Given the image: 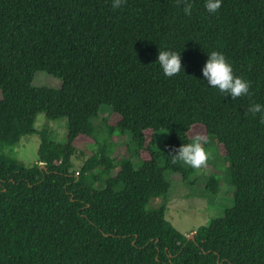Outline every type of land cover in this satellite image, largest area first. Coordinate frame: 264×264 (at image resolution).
<instances>
[{"label": "trees", "instance_id": "16d2710c", "mask_svg": "<svg viewBox=\"0 0 264 264\" xmlns=\"http://www.w3.org/2000/svg\"><path fill=\"white\" fill-rule=\"evenodd\" d=\"M193 3L185 16L176 0H0V264H264V123L247 111L264 104V0H222L216 14ZM160 49L181 51L185 71L165 77ZM212 49L250 95L203 80ZM36 71L61 86L33 85ZM101 105L104 138L92 123ZM39 112L67 118L65 139L41 130L25 165L7 148L35 131ZM159 130L156 151L145 140ZM126 133L137 164L112 156ZM197 135L227 157L233 204L188 237L165 218L166 172L194 173L171 154ZM81 146L93 149L75 171ZM218 189L208 173L205 194Z\"/></svg>", "mask_w": 264, "mask_h": 264}, {"label": "rangeland", "instance_id": "374dc122", "mask_svg": "<svg viewBox=\"0 0 264 264\" xmlns=\"http://www.w3.org/2000/svg\"><path fill=\"white\" fill-rule=\"evenodd\" d=\"M32 83L35 86L58 88L61 86L62 80L44 71H36ZM107 114V105H101L97 117L92 119V123L93 125L95 123L97 133L101 138L106 137L105 131L100 128V124L102 118L107 116ZM34 129L33 133L21 136L18 143L7 148V152L11 151L10 153L15 155L25 165L32 164L37 160L41 130L46 131L49 137L55 141H64L67 130V118H46L43 112H39L35 119ZM166 135V130H159L153 135L148 136L145 140V145L156 151H161L163 148L162 139ZM205 140L204 147L209 153V158L203 166L204 169L203 167L194 169V173L187 178H183L179 173L166 172V178L170 181V187L165 218L187 236L192 234L200 225L207 224L210 218L222 215L224 207H229L233 204L232 195L230 194L233 187L228 182V159L218 153L214 136H209ZM114 141L116 142L114 143V153L112 156H128L137 164L130 136L126 133L115 138ZM92 149V146L79 147L71 157V168L77 171ZM211 172L216 173L219 179V189L215 195L207 196L205 194V178ZM158 200L149 202L148 207H155L151 203L155 204Z\"/></svg>", "mask_w": 264, "mask_h": 264}, {"label": "clouds", "instance_id": "9594fccd", "mask_svg": "<svg viewBox=\"0 0 264 264\" xmlns=\"http://www.w3.org/2000/svg\"><path fill=\"white\" fill-rule=\"evenodd\" d=\"M177 5L182 8L185 16H191L194 10L193 0H176ZM126 4V0H110L112 9H120ZM222 0H203V7L209 14L219 12ZM207 59L201 67L203 80L207 84L224 96L232 98L250 95L249 89L251 82L239 75H236L232 63L226 58L223 52L212 49L207 51ZM160 70L165 77L176 76L184 70L181 63V51L172 49H160L157 52L156 60ZM253 115L259 114V120L264 123V104L253 103L248 109ZM206 140L200 135L195 136L191 142L183 143L175 149L172 162L177 160L192 167L193 169L202 168L209 153L204 147Z\"/></svg>", "mask_w": 264, "mask_h": 264}, {"label": "water", "instance_id": "95a60500", "mask_svg": "<svg viewBox=\"0 0 264 264\" xmlns=\"http://www.w3.org/2000/svg\"><path fill=\"white\" fill-rule=\"evenodd\" d=\"M188 237H193V235H192V234H190V235H188Z\"/></svg>", "mask_w": 264, "mask_h": 264}]
</instances>
